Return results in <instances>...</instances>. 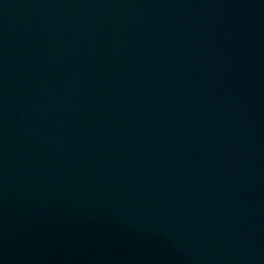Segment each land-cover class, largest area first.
<instances>
[{
	"label": "water",
	"instance_id": "1",
	"mask_svg": "<svg viewBox=\"0 0 264 264\" xmlns=\"http://www.w3.org/2000/svg\"><path fill=\"white\" fill-rule=\"evenodd\" d=\"M0 264H264V0H0Z\"/></svg>",
	"mask_w": 264,
	"mask_h": 264
}]
</instances>
